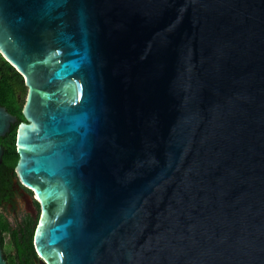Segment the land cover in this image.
Returning a JSON list of instances; mask_svg holds the SVG:
<instances>
[{
  "label": "water",
  "instance_id": "1",
  "mask_svg": "<svg viewBox=\"0 0 264 264\" xmlns=\"http://www.w3.org/2000/svg\"><path fill=\"white\" fill-rule=\"evenodd\" d=\"M0 51L45 264H264V0H0Z\"/></svg>",
  "mask_w": 264,
  "mask_h": 264
},
{
  "label": "flooded vegetation",
  "instance_id": "2",
  "mask_svg": "<svg viewBox=\"0 0 264 264\" xmlns=\"http://www.w3.org/2000/svg\"><path fill=\"white\" fill-rule=\"evenodd\" d=\"M19 82L22 83L23 88L19 89ZM27 95V87L25 86V79L22 75H20L13 65L5 58V56L0 51V110H3L10 117L13 118V121L9 124L8 131L0 137V147L2 148V156H1V163L0 169L7 170L9 165L4 164L5 158L8 151L11 150V140L10 134L15 132V140L13 142V148L15 153L17 154V159L15 161V165L18 160V153L16 147V134L18 131V125L20 123H26V117L23 114V109L25 106V100ZM10 148V149H9ZM12 167V172H10V185L9 188L0 191V223L4 220L7 221L8 225V233L10 231H16L17 226L22 224L25 218H31L32 220L35 219L36 214L40 213V207L33 196V193L25 188L19 181L16 173L14 172V167ZM10 169V167H9ZM29 198H31L29 202ZM19 199H22L24 202H29L30 209L29 211H22L18 212L19 207ZM27 206V205H26ZM12 219V221L9 219ZM37 217V219H38ZM37 222V221H36ZM7 241H8V234H7ZM6 242L3 243L1 247L3 252L6 264H21L20 258H12L13 256V248L11 246V252L5 253L3 251L4 245ZM34 242V239H33ZM10 244V243H9ZM11 245V244H10ZM1 246V245H0ZM31 264H45L43 260L40 258H32Z\"/></svg>",
  "mask_w": 264,
  "mask_h": 264
},
{
  "label": "trees",
  "instance_id": "3",
  "mask_svg": "<svg viewBox=\"0 0 264 264\" xmlns=\"http://www.w3.org/2000/svg\"><path fill=\"white\" fill-rule=\"evenodd\" d=\"M19 89L23 88L22 83L19 82ZM11 140V150L8 151L4 164H8L7 170L0 169V191L9 188L10 185V172H12V167L15 165L17 159V154L13 148V142L15 140V132L10 134ZM10 149V148H9ZM37 221V220H36ZM36 221L31 218H25L19 226H17L16 231H10L8 233V242L13 248L12 258H20L21 264H31L32 258H37V254L34 249V231L36 226ZM8 229V228H7ZM5 241V236L0 229V245L3 246ZM6 258V255H4Z\"/></svg>",
  "mask_w": 264,
  "mask_h": 264
},
{
  "label": "rangeland",
  "instance_id": "4",
  "mask_svg": "<svg viewBox=\"0 0 264 264\" xmlns=\"http://www.w3.org/2000/svg\"><path fill=\"white\" fill-rule=\"evenodd\" d=\"M31 198H29V202H30ZM19 207H18V212H22V211H29L30 207V203L29 202H24L22 199H19ZM27 205V206H26ZM37 217H38V214H36V217H35V221L37 220ZM9 219H10V216H9ZM12 221V219H10ZM8 223L7 221H2L0 223V229H1V232L4 234V236L6 237V242H5V245H4V248H3V251L5 253H10L11 252V245L9 244V242L7 241V234H8Z\"/></svg>",
  "mask_w": 264,
  "mask_h": 264
}]
</instances>
